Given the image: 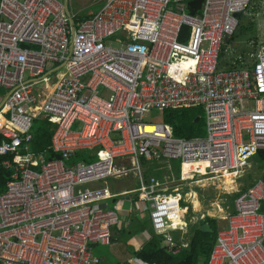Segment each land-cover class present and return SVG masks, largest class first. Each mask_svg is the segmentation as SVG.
<instances>
[{"label":"built area","instance_id":"2783aa9c","mask_svg":"<svg viewBox=\"0 0 264 264\" xmlns=\"http://www.w3.org/2000/svg\"><path fill=\"white\" fill-rule=\"evenodd\" d=\"M65 1L0 0V157L11 179L0 193V264H101L93 247L110 245L120 223L109 180L130 174L155 234L173 247L174 217L188 208L145 177L142 160L216 174L264 150V41L244 52L232 44L254 0H205L198 15L187 0H105L77 27ZM191 105L203 108V137L143 122ZM37 118L56 125L59 158L32 152ZM95 150V161H74ZM262 203L264 175L237 193L208 264H264Z\"/></svg>","mask_w":264,"mask_h":264},{"label":"rangeland","instance_id":"374dc122","mask_svg":"<svg viewBox=\"0 0 264 264\" xmlns=\"http://www.w3.org/2000/svg\"><path fill=\"white\" fill-rule=\"evenodd\" d=\"M104 3L105 0H70L67 9L77 17H86L98 12ZM171 7L175 10L174 5ZM243 22L245 24V31H243L244 38H237L232 43L233 48L237 52L255 49L260 42L264 41V0H254L250 4ZM239 33L240 25L235 35L238 34L239 36ZM112 45L118 47V44L114 41ZM52 77L53 74L49 75V83H52ZM44 84L46 83H40V85ZM200 118V126L205 130L203 132H206V119L203 112ZM143 122L147 124H163L162 112L151 111L147 113L143 118ZM77 128L75 127L74 129L76 130ZM199 136L203 137L205 133L199 134ZM111 138L119 140L120 136L113 134ZM157 164L155 168L158 172L163 173L162 181L160 182L167 188L169 194L175 197H182L183 201L185 192L189 191L190 193L189 205L184 204V202L181 203L183 207L188 208V211L178 216L184 221L185 225H181L182 230L180 231L170 232L174 239V246H167L163 239V245L171 251L188 246L191 228H194L200 221L205 220V218L203 219L205 216L219 220L220 226H224L226 224L225 218L229 214V208L232 209L234 207L237 193L249 189L255 180L260 179L264 174L263 170L254 165L251 160L242 169L228 171L226 174L220 175L210 174L207 171L199 173L195 169H191V167L183 166L179 160H166ZM198 182L205 184L207 187L201 185L191 186V184ZM109 184L114 193L121 194L119 197L125 199L122 203L111 204L112 200L108 202V208L109 204H111L110 208L120 216L118 228L130 227L133 216L142 222L149 221L147 213L149 211L148 203L139 198L136 202L134 200V197H138L137 190L139 188V182L134 174H130L129 177L123 179H110ZM181 186L185 188L175 191ZM142 207L144 208L143 210H141ZM181 211L183 212V209ZM147 231L151 232V228L149 227ZM153 234L156 235L154 230ZM149 238V235L146 233L139 234L127 243V239L122 237L110 245H95L93 253L100 258L101 264H114L116 262L143 264L136 259L133 250L129 246L140 249Z\"/></svg>","mask_w":264,"mask_h":264},{"label":"trees","instance_id":"16d2710c","mask_svg":"<svg viewBox=\"0 0 264 264\" xmlns=\"http://www.w3.org/2000/svg\"><path fill=\"white\" fill-rule=\"evenodd\" d=\"M205 4V0H187L185 2V10L191 15H198L201 13ZM91 18V16L86 17H74L73 24L74 27H77L78 23ZM244 16L240 19V33L234 36L233 41L237 38H244L245 24L243 22ZM189 33V28L185 26L182 29V35L180 36V41H184V36ZM203 108L200 106H184L177 108H170L162 111L163 120L165 124L170 125L173 128L174 134L176 137L181 138H192L199 136L205 130L200 126L201 118L198 122L196 119L201 116ZM56 125L47 121L43 118H37L34 121L32 134L33 141L31 144L32 152L35 154H42L46 160H52L59 158L60 155L53 152L51 148V139L54 133ZM6 138L0 134V143ZM99 156L98 151L79 153L75 158V162L83 161L86 163L93 162ZM6 158L0 157V193L7 190L11 179L10 172L7 171L4 167V160ZM254 165L258 166L259 169L264 172V150H260L255 156L251 159ZM142 164L145 169V176H154L159 182L162 181L163 173L158 172L155 166L157 163L149 164L147 161L142 160ZM264 175V174H263ZM201 185L207 187L202 183H193L191 186ZM185 188L184 186L178 187L175 191H180ZM136 196V195H135ZM135 202L138 200V197H134ZM123 198L115 197L112 199L111 204L122 203ZM184 204L190 203V193L186 191L184 194L183 201ZM109 204V209L110 205ZM186 210L183 209V213ZM262 211L264 212V203H262ZM205 220L200 221L194 228H191V235L189 236V242L187 247L179 249V252L174 253V251L169 250L163 245V237L153 234V227L151 221L142 222L139 221L135 216L131 219L130 227L118 228V226L113 229V236L111 244L118 241L119 238H126L127 243L129 240L135 238L139 234L149 235V239L143 244L140 249H136L133 246H129L133 250V253L136 259L143 264H208V260L211 254V251L216 242V233L219 227V220L214 219L209 216L203 217ZM208 223L212 232H202L200 227L202 224ZM151 228V232H148L147 229ZM114 264H120L116 262Z\"/></svg>","mask_w":264,"mask_h":264},{"label":"bare ground","instance_id":"6f19581e","mask_svg":"<svg viewBox=\"0 0 264 264\" xmlns=\"http://www.w3.org/2000/svg\"><path fill=\"white\" fill-rule=\"evenodd\" d=\"M2 123L3 122H0V125H2ZM186 167H188V166H186ZM242 168H244V167H237L235 170H239V169H242ZM234 170V171H235ZM198 172V171H197ZM228 171H223V172H218V173H216L215 175H220V174H226ZM200 173V172H199ZM214 176V175H213ZM181 209L182 208H178V211H177V214H176V216L174 217L175 218V224H177V225H185V223H184V221H182L181 220V218H179L178 216L179 215H182L183 214V212L181 211Z\"/></svg>","mask_w":264,"mask_h":264},{"label":"water","instance_id":"95a60500","mask_svg":"<svg viewBox=\"0 0 264 264\" xmlns=\"http://www.w3.org/2000/svg\"><path fill=\"white\" fill-rule=\"evenodd\" d=\"M64 5H65V11H66V14H70V12L68 11V9H67V2L65 1L64 2ZM237 17H240L239 15H237ZM200 120V117H198L197 119H196V122H198ZM200 230L202 231V232H205V233H208V232H212L213 230L210 228V225L208 224V223H204V224H202L201 225V227H200Z\"/></svg>","mask_w":264,"mask_h":264},{"label":"crops","instance_id":"0c3cea01","mask_svg":"<svg viewBox=\"0 0 264 264\" xmlns=\"http://www.w3.org/2000/svg\"><path fill=\"white\" fill-rule=\"evenodd\" d=\"M185 2H186V1H185ZM185 2L183 3L184 8H185ZM92 15H93V14H92ZM92 15H89V16H92ZM263 35H264V33H263ZM263 37H264V36H263ZM145 177H146V176H145ZM149 177H154V176L150 175ZM149 177H146V178H149ZM255 181H256V180H255ZM189 182H190V181H189ZM190 183H191V182H190ZM251 186H252V185H251ZM251 186H250V187H251ZM143 209H144V208L142 207L141 210H143ZM182 209H183V208H182ZM233 212H234V207H233L232 209L229 208V211H228L229 214H227L226 218H227L229 215H231ZM226 218H225V219H226ZM225 222H226V221H225ZM219 225H220V224H219ZM175 251H176V253L179 252V248H178V250H175ZM120 264H121V263H120Z\"/></svg>","mask_w":264,"mask_h":264}]
</instances>
